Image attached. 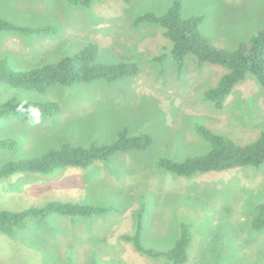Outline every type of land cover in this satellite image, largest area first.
I'll return each mask as SVG.
<instances>
[{"label":"rangeland","instance_id":"1","mask_svg":"<svg viewBox=\"0 0 264 264\" xmlns=\"http://www.w3.org/2000/svg\"><path fill=\"white\" fill-rule=\"evenodd\" d=\"M177 3L184 19L202 18L201 35L220 50L234 52L264 29V0H99L90 7L65 0L0 1L3 20L58 31L47 36L0 31V64L7 62L15 73L56 64L90 45L98 47L95 64L139 67L136 76L116 83L56 84L44 93L0 84V106L16 100L60 107L39 123L30 116L0 120V140L17 141L15 150L0 151V170L65 144L113 145L124 130L153 139L146 151L118 153L89 168L0 179V213L45 209L50 203L113 209L96 218L32 217L13 235L0 232V264H167L121 239L134 236L139 224L141 245L158 251L173 249L187 227L192 237L187 264H264V230L252 228L257 208L264 204V166L192 178L159 166L161 159L205 157L212 147L197 132L199 126L242 146L264 132V88L252 75L218 110L204 100V93L219 84L227 69L212 64L199 68L189 60L179 74L163 29L149 23L135 26L143 15H165ZM165 55L162 62L155 61ZM92 177L98 179L95 185L89 184Z\"/></svg>","mask_w":264,"mask_h":264},{"label":"trees","instance_id":"2","mask_svg":"<svg viewBox=\"0 0 264 264\" xmlns=\"http://www.w3.org/2000/svg\"><path fill=\"white\" fill-rule=\"evenodd\" d=\"M65 1L74 7H90L92 3L99 0ZM123 1L130 2V0ZM142 23H149L163 29L164 36L172 44L169 55L179 74L184 73L187 69L189 60H192L199 68L206 64H212L227 69V73L222 77L219 84L204 93V100L216 109L221 110L224 108L227 98L235 87L244 82L249 75H252L264 88V29L248 43L242 44L236 51L227 52L213 47L201 35L202 18H183L180 3L175 4L162 16L154 13L143 15L136 20L135 26L139 27ZM0 31L15 32L26 36H47L55 35L58 32L54 26H22L2 18H0ZM97 55L98 47L90 45L72 58H65L56 64L22 73H15L8 63L3 61L0 64V84L44 93L56 84L71 87L80 83L97 81L116 83L134 77L139 73V67L134 63L119 65L95 64ZM165 57L166 55L156 58L155 61L162 62ZM21 105H23V109L38 108L43 117H52L60 111L59 105L55 103H24L15 100L13 103L0 106V120L30 116L21 109ZM197 132L212 147V150L205 157L192 158L186 162L161 159L159 161L160 168L179 178H192L197 174L246 167L261 169L264 166V132L257 141L245 146L239 145L224 135L202 126L197 128ZM152 144L153 139L150 136L141 134L133 137L129 135L127 130H124L120 133L118 141L113 145H95L85 148L65 144L61 149L52 150L41 158L8 163L0 170V179H8L19 173L51 174L61 168H89L95 162L111 160L118 153L146 151ZM16 147L17 141L14 139L0 140V151H12ZM52 213L66 215L73 219L96 218L113 213V209L50 203L45 209H31L22 213L5 211L0 213V232L13 235L15 229L22 227L27 219L32 217L45 218ZM252 228L256 232L264 230V204L258 206L257 214L252 221ZM141 235L142 225L139 224L137 233L134 236H123L121 239L125 242H133L137 251L143 252L144 255L152 259H163L168 261L167 264H187L189 262L192 237L187 227L183 230L174 248L167 251L144 248L141 245Z\"/></svg>","mask_w":264,"mask_h":264},{"label":"clouds","instance_id":"3","mask_svg":"<svg viewBox=\"0 0 264 264\" xmlns=\"http://www.w3.org/2000/svg\"><path fill=\"white\" fill-rule=\"evenodd\" d=\"M21 109H23V105H21ZM18 109V110H21ZM24 111H26L30 117L34 120L35 123H39L40 119H41V113L40 110L36 107H29L27 109H23Z\"/></svg>","mask_w":264,"mask_h":264},{"label":"crops","instance_id":"4","mask_svg":"<svg viewBox=\"0 0 264 264\" xmlns=\"http://www.w3.org/2000/svg\"><path fill=\"white\" fill-rule=\"evenodd\" d=\"M101 180H102V179H101ZM101 180H100V181H101ZM94 181H95V178L92 177V178L90 179L89 184L92 183L93 185H95L96 183H98V179L96 180V182H94ZM100 181H99V182H100ZM93 182H94V183H93ZM89 184H88V185H89Z\"/></svg>","mask_w":264,"mask_h":264}]
</instances>
